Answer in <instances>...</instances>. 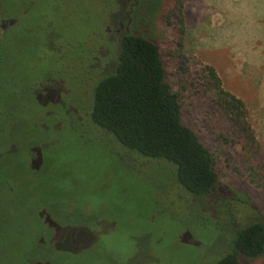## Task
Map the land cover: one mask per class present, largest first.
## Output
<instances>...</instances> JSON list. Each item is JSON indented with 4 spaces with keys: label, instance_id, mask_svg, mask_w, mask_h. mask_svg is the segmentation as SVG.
<instances>
[{
    "label": "rangeland",
    "instance_id": "rangeland-1",
    "mask_svg": "<svg viewBox=\"0 0 264 264\" xmlns=\"http://www.w3.org/2000/svg\"><path fill=\"white\" fill-rule=\"evenodd\" d=\"M60 2L65 12L56 14L55 3H51L39 20L44 22L40 37L51 36L46 38L47 47L53 46L51 52L58 55V64L53 63L52 70H58L59 76L53 79L49 68L32 89L39 105L54 106L59 100L61 109L53 114L50 111L48 118L57 127L65 120L63 112L69 106L76 108L77 99L81 100L75 84L84 82L79 76L83 57L88 55L94 69L107 74L113 70L118 51L116 38L124 30L153 40L164 52L177 28L167 26L159 14L171 6L172 0ZM130 3L134 5L130 7ZM148 6L152 10L146 15ZM97 15L101 17L97 19ZM182 18L181 50L187 56L191 81L181 92L182 123L193 126L211 148L217 146L212 134L230 132L226 120L204 113L210 111L206 98L211 93L204 90L201 94L203 89L192 81L200 67L208 64L222 87L243 101L247 119L264 150V0H188L183 4ZM87 45L89 53L84 49ZM165 69L169 77L173 65ZM68 100L71 103L64 109ZM205 135L208 137L204 139ZM74 140L71 137L69 149L62 155L54 152L58 164L45 166L37 154L26 158L30 168L36 172L39 167L49 170L63 182L64 192L75 196L68 202L75 204L72 214L65 209L66 199L60 200L62 206L53 202V207H48L49 203H38L35 191L28 195L23 189L14 208L0 203V211L9 221L6 250L11 249V243L28 241L26 254L21 251L6 264H212L226 251L235 228L252 220L264 221V192L248 180L240 161L227 167L219 165L217 193L223 199L206 205L183 194L174 177H169L167 169L160 168L155 160L127 158L130 161L124 167L128 168H124L110 155L115 151L77 145ZM29 148L36 153L38 146ZM238 149V144L228 148L233 159H240L235 153ZM51 211L57 216L51 217ZM103 252L110 254L105 256ZM243 264H264V254L243 259Z\"/></svg>",
    "mask_w": 264,
    "mask_h": 264
},
{
    "label": "trees",
    "instance_id": "trees-1",
    "mask_svg": "<svg viewBox=\"0 0 264 264\" xmlns=\"http://www.w3.org/2000/svg\"><path fill=\"white\" fill-rule=\"evenodd\" d=\"M186 1L172 0L169 8L159 11L167 26L177 27L175 37L168 40L170 47L164 49L166 53L153 40L124 30L116 38L118 51L110 73L95 70L91 65L94 61H90L88 55L83 57L81 74H77L84 82L80 86L75 84V92L81 100L77 99L76 108L69 106L63 112L65 120L61 121V127H57L48 118L50 111L53 114L61 109L59 100L53 103L54 106L39 105L32 89L42 81L49 68L53 79L59 76L58 70H52V64H58V55L56 57L51 52L53 46L47 47V39L51 36L40 37L39 29L44 24L39 22L40 13H46V7L51 3H55L53 9L56 14L65 12L66 8L60 0H0L1 204L6 203L8 209L17 206L19 191L23 189L28 195L36 192L38 203H49L48 207H53V202L54 206H62L60 200L66 199L65 209L72 214L75 204L68 202L75 196L64 192L63 182L49 170L39 167L36 172L26 163L27 156L33 157L34 154L45 166L60 163L56 161L55 153L62 155L67 151L71 137L77 145H96V149L115 151V155H110L119 159L123 167L130 158L155 160L161 164L160 168L164 166L163 169H167L169 177H174L183 194L206 205L211 201L215 204L222 202L223 198L217 193V171L222 164L227 167L240 161L239 164L243 163L242 167L247 171L248 180L264 192V150L247 119L243 101L222 87L211 65L203 64L192 81L203 89L201 94L204 90L211 93L206 98L210 111L204 113L217 116L216 120L218 117L226 120L230 132L212 134L211 130L213 144L215 139L217 141V146L211 148L193 126L184 125L181 121V92L191 85L187 56L181 50L184 34L182 7ZM147 10L146 15L152 9L149 7ZM172 16L174 18L170 19ZM100 17L97 15V19ZM88 46L84 47L87 51ZM170 64L173 69L168 77L165 67ZM69 103L68 100L64 109ZM202 121L207 124L205 118ZM206 137L208 135L204 139ZM104 141H108L110 146ZM234 144L239 146L235 153L240 159H233L228 150ZM29 145H37V152H30ZM119 150L128 156L121 155ZM50 198L55 201H49ZM200 206L203 208L202 204ZM50 214L51 217L57 216L54 211ZM8 223L6 215L0 211V264H6L21 251L26 254L28 241L18 245L11 243V249L6 250ZM45 239L51 248L50 239L47 236ZM227 246L212 264H243V259L263 255L264 221L252 220L235 228Z\"/></svg>",
    "mask_w": 264,
    "mask_h": 264
},
{
    "label": "flooded vegetation",
    "instance_id": "flooded-vegetation-1",
    "mask_svg": "<svg viewBox=\"0 0 264 264\" xmlns=\"http://www.w3.org/2000/svg\"><path fill=\"white\" fill-rule=\"evenodd\" d=\"M134 5V3H130V7H132ZM127 17V16H126ZM128 20H130V18L128 17ZM102 254H104L105 256H109L110 253L107 252H103Z\"/></svg>",
    "mask_w": 264,
    "mask_h": 264
}]
</instances>
